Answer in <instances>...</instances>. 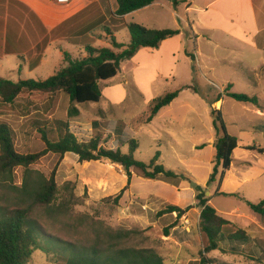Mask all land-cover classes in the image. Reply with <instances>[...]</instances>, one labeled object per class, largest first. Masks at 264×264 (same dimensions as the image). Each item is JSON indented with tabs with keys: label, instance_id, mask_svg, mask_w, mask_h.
<instances>
[{
	"label": "rangeland",
	"instance_id": "374dc122",
	"mask_svg": "<svg viewBox=\"0 0 264 264\" xmlns=\"http://www.w3.org/2000/svg\"><path fill=\"white\" fill-rule=\"evenodd\" d=\"M107 1L113 5L114 0ZM159 2L175 10L174 0ZM222 5L215 7L217 12L221 11L212 19L216 25L227 23L232 34L251 37L256 31L255 12L257 26L264 31V0H253V3L252 0H235L230 8H222ZM167 8L160 10V19H153V10H148L133 13L126 18L125 23L153 30L178 26L183 32L182 45L180 40H175L178 42L163 56L158 55L155 49H143L138 57L124 62V75L106 84L101 82L100 103L80 105L78 108L81 113L69 118V103L63 93H24L11 105L3 103L0 98V122L9 124L13 129L15 148L20 154L38 153L45 148L39 129L47 128L50 139L57 141L64 133L65 125L69 126L80 142H88L100 134L104 147L112 148L121 144L125 146V154L129 152L128 144L136 140L138 150L135 158L150 164L159 154V164L187 176L186 186L194 190L196 201L198 186L207 192L210 189L207 183L212 174L216 150L208 143L212 137L216 138L212 111H221V108H217L221 103H216L221 98L224 101L221 114L226 129L238 139L239 148L233 156L230 173H226L221 184L217 182L210 187L226 194H239L257 204L264 200V154L245 151L243 147L264 148V132L260 128L264 126V118L253 114L255 105L240 103L228 97L226 89L233 85L232 92L257 97L264 104V67H257L264 60V50L255 51L243 47L231 36L221 32L216 33L215 38L197 41L189 25L173 17ZM181 15L184 19L185 15ZM208 16L210 11L204 18ZM103 29L99 28L96 32L103 34ZM104 32L110 37V32ZM115 37L119 43L129 46L131 33L128 28L121 30ZM94 47L111 48V39L98 41ZM51 60L56 67L55 73L67 66L65 62L57 68L58 59L54 57ZM238 60H246L248 63L243 64ZM7 65L13 66L14 62ZM0 77L15 82L20 80L18 74L7 75L3 71H0ZM21 78L27 80L23 76ZM176 91L180 92L179 97L148 124L155 100ZM95 121L98 127L93 126ZM242 159L252 163L244 169L245 176L257 179L250 182L239 179L240 171L243 170L240 163ZM57 164L58 200L64 201L74 195L77 205L71 206L70 216L67 217L48 218L42 212H36L35 217L49 235L77 246H88L93 243V232L89 230V225L100 222L113 231L124 229L139 232L129 245L153 249L164 259L165 264H177L180 259L176 258L178 254L183 257L179 264H186L193 258L200 259L204 243L196 211H199L196 207L200 208L198 201L196 204L190 203L187 201L189 196L182 193L179 198L183 201L181 209L184 213L175 222H168V218L158 213L167 206L165 202H170L169 199L175 201L177 197L173 193H164L165 202L153 206V216L159 223L143 230L130 212L135 205L141 211L149 210V207L143 206L151 203L141 202L140 199H144L141 193L159 191L154 184L157 181L142 179L134 172L131 185L121 200L115 202V198L127 186V177L120 165L106 160L81 163L79 157L71 153L62 159L60 155L49 154L31 166V170L49 178ZM23 180L24 169L19 168L15 172L14 185L21 187ZM192 182L196 183V187H193ZM3 194L0 190V199ZM213 203L221 212H230L239 207L242 212L252 213L249 206L235 196H214ZM223 217L235 220L233 217ZM82 218H86V222L81 223ZM259 223L264 231V219L259 218ZM257 237L260 243L253 250H244L242 254L216 251L208 256L214 260L213 264H264V235L258 234ZM28 264L65 262L52 254L36 252ZM192 264L200 263L193 261Z\"/></svg>",
	"mask_w": 264,
	"mask_h": 264
},
{
	"label": "trees",
	"instance_id": "16d2710c",
	"mask_svg": "<svg viewBox=\"0 0 264 264\" xmlns=\"http://www.w3.org/2000/svg\"><path fill=\"white\" fill-rule=\"evenodd\" d=\"M156 1L116 0L115 15L123 18ZM177 1L174 0L175 5ZM33 15L36 17L35 14ZM127 27L131 33L128 47L118 43L112 36V48L97 49L87 45L86 58L73 60L68 53H65L67 66L47 80L31 79L13 82L0 79L2 102L11 105L24 93H63L69 103L68 117H76L80 114L77 104L101 102V82L117 77L124 62L131 61L141 49H158L164 41L180 34L179 31L174 30H150L138 24H130ZM84 43L89 44L87 41ZM231 88L232 86H229L226 89L228 97L240 103L259 105L257 97L232 92ZM179 94L180 92L176 91L156 99L149 122L163 108L171 105ZM219 101L221 98L216 103ZM212 115L217 140L214 144L216 155L212 174L207 183L208 187L217 182L222 183L226 173L231 169L233 153L239 147L238 139L228 133L221 111L213 110ZM96 122L93 123L94 127H98ZM39 133L45 148L38 153L20 154L15 148L13 129L9 124L0 122V190L4 192L0 199V264H28L36 252L52 254L57 259L63 260L65 264H165L164 259L153 249L129 245L130 241L140 234L137 231L124 229L113 231L103 223L97 222L89 225V230L93 232V243L88 246H77L46 233L35 217L36 212H42L48 218L67 217L70 216L71 206L77 205V199L72 195L64 201L58 200L59 189L56 181L58 164L49 178L38 171L31 170V166L49 154L60 155L62 159L68 153L77 155L81 163L106 160L120 165L127 176V186L121 190L115 202L121 200L126 189L131 185L134 172L142 179L162 181L175 187H180L182 182L188 181L187 176L159 164V154L150 164L137 160L135 158L138 150L136 140L128 144L129 153L124 154L121 151V144L118 148L104 147L100 134L92 137L88 142L78 141L68 125H65L64 133L57 141L50 139L47 128L39 129ZM248 150L256 149L250 147ZM19 168L24 169V180L21 187H16L15 172ZM197 192L196 201L202 209L200 232L204 243L200 263L213 264L214 260L208 255L215 251L240 254L242 247L249 242L246 232L224 219L214 207L208 204L211 198L206 196L207 191L198 186ZM221 195L238 197L249 206L251 211L264 219V200L256 204L238 194L221 193ZM183 212L184 210L178 206L167 205L158 215L177 213V217H181ZM80 221L86 222V218Z\"/></svg>",
	"mask_w": 264,
	"mask_h": 264
},
{
	"label": "crops",
	"instance_id": "0c3cea01",
	"mask_svg": "<svg viewBox=\"0 0 264 264\" xmlns=\"http://www.w3.org/2000/svg\"><path fill=\"white\" fill-rule=\"evenodd\" d=\"M159 1L160 0H157L152 5L136 12L153 10V19H160V10L167 7H165ZM234 1L235 0H178L177 4L174 5L175 10H172L171 8L167 9L171 11L173 17L176 16L184 23L186 22V24L189 25L191 32L196 36L197 41L205 38H215V34H219V32H221L222 34L231 36L233 39H235L236 42L242 44L243 47L247 46L248 48L254 49L255 51L264 50V31L257 26L255 12L254 23L256 31L254 34H251V37H253L252 40H250V36H236L232 34L230 30H228L227 23L216 25L212 20L221 13V11L217 12L215 10V7L219 6L220 4H224L222 5V8H230L233 5ZM27 9H29V11H27ZM116 10V0H114L113 5L109 4L107 0H77L69 4H59L57 0H0V71L7 73V75H12L15 73L18 74V76L20 77L19 81H24L21 80L22 76L27 80H47L50 76L55 74L56 69V67L54 66V61L52 63L51 58L56 57L58 59L57 68L65 64V53H68L73 60L86 58L87 45H91L92 47H94L98 41H108L109 38L111 39L112 36L115 37V35L121 30L128 28L127 25L129 24H126L125 20L133 13L123 18H119L115 15ZM209 11L210 16H208L207 19L204 18V16H206ZM181 13L185 15L184 19ZM33 14H35L36 17H34ZM99 28H104L103 34H101L100 32H96ZM109 30L111 33L110 37L104 34V31L108 32ZM161 30H174L180 32L179 35L164 41L158 49H155V52L158 55L163 56V54H165L169 48L172 49V46L176 44V42H178L175 40H180V46L182 45L183 32L178 26L173 29L171 28ZM261 35L262 38H260ZM84 41H87L89 44H85ZM145 49L151 48H144V50ZM141 50L135 57H138L141 54ZM197 52L198 54H200L199 50ZM238 61L243 64L248 63L246 60ZM13 62V66L7 65L8 63ZM123 64L119 75L125 74ZM257 67L263 68L264 60L261 61L260 65L258 64ZM34 76L38 78H30ZM0 79L4 78L0 77ZM108 81H105L104 83L106 84ZM219 102L221 103V106L217 108H221L222 111L224 101L221 100ZM78 106H80V104L76 105L77 108ZM263 107L264 104H261L259 102V105L255 106V109L252 111L253 114L259 118H264V110H262ZM151 122H149L148 124H150ZM260 128L261 131L264 132V126ZM121 137L123 138L122 135ZM216 140L217 133L216 138L212 137L208 145L212 148H215L214 144ZM118 147L120 146L117 145L112 148ZM124 147L125 146L122 145V152ZM250 147H254L256 149L252 151H258L260 154H264V148L261 146H244L243 149L245 151H251L248 150V148ZM236 150L234 151L233 156ZM261 150L263 151L262 153L260 152ZM240 163L243 170L240 171L238 177L241 181L250 182L257 179H250L245 176L244 173V169H246L252 163L245 161V159H242ZM230 171L231 169L227 173H230ZM186 183L187 182H182L180 187H175L168 183L157 181V183L154 184L155 187L159 189V191H139L140 193L142 192L141 196L144 195V199H140L141 202H150L151 204L143 206V208L149 207V210L147 209L148 211L145 212L141 211L139 206H134L130 213H132L131 216L136 218L135 222H137L143 230L151 227L152 225H157L159 223V220L155 219V217L153 216L155 212L153 206L165 202L164 193L166 192L173 193L175 194L174 196L177 197V200L175 201L167 199L168 201H170L165 202V204L167 205H175L182 208L181 205L183 201L179 198L180 196H182V193H185V195L189 196V200L187 201L196 204L195 192L194 190H189V188L186 186ZM216 184L217 183L213 185ZM209 188V198H211V200L208 204L214 207L213 197L220 196L223 192L214 191L212 187ZM196 209H199V211H196L198 212L200 218L202 209L197 207ZM217 212L222 217H233L235 219L234 221L226 219L225 217L223 218L233 223L235 226H237V228L244 230L249 237V242L242 247L240 254H242L244 250L250 251L254 249V246H258L260 241L257 235H264V231L260 228L259 225V218H261L259 215L255 214L253 211L252 213L242 212L239 207L231 210L230 212H221L219 210H217ZM233 213L236 215H233ZM177 216V213H174L173 215H164L163 218H168V222H175ZM181 256V254L177 255L176 258H180V261L178 260L177 264L182 261L183 257ZM193 261L200 263L199 258H193V260H188L186 264H192Z\"/></svg>",
	"mask_w": 264,
	"mask_h": 264
},
{
	"label": "built area",
	"instance_id": "2783aa9c",
	"mask_svg": "<svg viewBox=\"0 0 264 264\" xmlns=\"http://www.w3.org/2000/svg\"><path fill=\"white\" fill-rule=\"evenodd\" d=\"M77 0H57L59 4H69Z\"/></svg>",
	"mask_w": 264,
	"mask_h": 264
},
{
	"label": "water",
	"instance_id": "95a60500",
	"mask_svg": "<svg viewBox=\"0 0 264 264\" xmlns=\"http://www.w3.org/2000/svg\"><path fill=\"white\" fill-rule=\"evenodd\" d=\"M192 185H193V187H196V183L192 182ZM206 196L207 197L210 196V193L209 192H206Z\"/></svg>",
	"mask_w": 264,
	"mask_h": 264
}]
</instances>
